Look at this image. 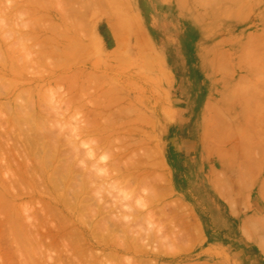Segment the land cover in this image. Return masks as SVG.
<instances>
[{
    "label": "rangeland",
    "instance_id": "rangeland-1",
    "mask_svg": "<svg viewBox=\"0 0 264 264\" xmlns=\"http://www.w3.org/2000/svg\"><path fill=\"white\" fill-rule=\"evenodd\" d=\"M0 145V264H264V0H0Z\"/></svg>",
    "mask_w": 264,
    "mask_h": 264
},
{
    "label": "bare ground",
    "instance_id": "bare-ground-1",
    "mask_svg": "<svg viewBox=\"0 0 264 264\" xmlns=\"http://www.w3.org/2000/svg\"><path fill=\"white\" fill-rule=\"evenodd\" d=\"M0 146H1V145H0ZM3 146H4V145H3ZM1 148H2V147H1ZM2 149H3V148H2ZM0 150H1V149H0ZM3 156H4V155H3ZM3 158H4V157H3ZM7 160H8V159H7ZM7 160H6V161H7ZM25 162H27V161H25ZM3 163H4V162H3ZM5 163H6V162H5ZM5 166H6V165H5ZM23 166H24V165H23ZM28 166H29V165H28ZM28 166H27V168H28ZM6 167H7V166H6ZM20 167H21V166H20ZM24 168H25V167H24ZM18 170H19V169H18ZM20 170H21V169H20ZM27 172H28V171H27ZM18 175H19V172H18ZM33 176H34V175H33ZM30 178H31V177H30ZM30 178H29V179H30ZM33 180H34V179H33ZM30 181H32V180H30ZM44 206H45V205H44ZM46 207H47V206H46ZM47 209H51V207H50V208H47ZM47 209H46V210H47ZM70 210H71V209H70ZM57 211H58V210H57ZM44 212H45V211H44ZM44 212H42V213H44ZM50 212L53 213V211H50ZM55 213H56V212H55ZM57 213H58V212H57ZM47 214H48V213H47ZM58 214H59V213H58ZM43 215H44V214H43ZM53 215H54V213H53ZM51 216H52V215H51ZM57 216H58V215H57ZM57 216H56V217H57ZM41 217H42V216H41ZM46 217H48V216H46ZM59 217H60V216H59ZM35 219H36V218H35ZM35 219H34V220H35ZM43 219H44V218H43ZM50 219H53V218H50ZM47 220H49V218H48ZM54 220H55V219H54ZM35 221H36V220H35ZM55 221H56V220H55ZM46 222H47V221H46ZM49 222H50V221H49ZM58 222H60L59 219H58ZM23 224H24V223H23ZM33 225H34V223H33ZM36 225H37V224H36ZM26 226H27V225H26ZM26 226H25V227H26ZM29 227H30V226H29ZM32 227H33V226H32ZM37 228H38V227H37ZM64 228H65V227H64ZM55 229H56V228H55ZM66 229H67V228H66ZM29 230H30V229H29ZM32 230H34V229H32ZM33 232H34V231H33ZM52 232H53V231H52ZM55 232H56V231H55ZM58 233H59V232H58ZM64 233H65V232H64ZM74 233H75V231H74ZM35 234H36V233H35ZM65 234H66V233H65ZM16 235H17V234H16ZM67 235H68V234H67ZM67 235H66V236H67ZM14 236H15V233H14ZM64 236H65V235H64ZM64 236H63V237H64ZM66 236H65V237H66ZM42 237H43V236H42ZM42 237H41V238H42ZM8 238H9V237H8ZM13 239H14V238H13ZM16 239H17V238H15V240H16ZM23 239H24V238H23ZM63 239H64V238H63ZM68 239H69V238H68ZM17 240H18V239H17ZM25 240H26V239H25ZM54 240H55V239H54ZM12 241H13V240H12ZM23 241H24V240H23ZM9 242H10V240H9ZM9 242H8V243H9ZM14 242H15V241H14ZM18 242H19V240H18ZM19 243H20V242H19ZM21 243H23V242H21ZM10 244H11V243H10ZM23 244H24V243H23ZM74 244H75V243H74ZM74 244H73V245H74ZM20 245L23 246L22 244H20ZM38 245H39V244H38ZM62 245H63V244H62ZM9 246H10V245H9ZM32 246H33V243H32ZM54 246H55V245H54ZM64 246H65V245H64ZM69 246H70V245H69ZM16 247H17V246H16ZM25 247H26V246H25ZM29 247H30V246H29ZM70 247H71V246H70ZM23 248H24V247H23ZM73 248H74V247H73ZM16 249H17V248H16ZM24 249H25V248H24ZM32 250H33V249H32ZM70 250H71V249H70ZM13 251H14V250H13ZM21 251H23V250H20V253H21ZM14 252H15V251H14ZM16 252H17V251H16ZM22 253H24V252H22ZM25 253H26V252H25ZM25 253L23 254L24 256H25ZM17 254H18V252H17ZM31 254H32V253H31ZM26 255L29 256L30 254L28 253V254H26ZM19 256H20V255H19ZM19 258H20V257H19ZM29 258H30V256L28 257V260H29ZM25 259H26V258H25ZM74 261H75V260H74ZM21 262H22V261H21ZM69 262H70V261H69ZM69 262H68V264H69ZM76 262H77V260H76ZM22 263H23V262H22ZM25 263H26V262H25ZM72 263H73V262H72ZM23 264H24V263H23ZM26 264H27V263H26Z\"/></svg>",
    "mask_w": 264,
    "mask_h": 264
}]
</instances>
